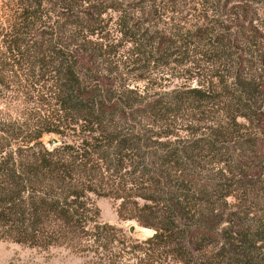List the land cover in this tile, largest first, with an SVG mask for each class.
I'll return each instance as SVG.
<instances>
[{
	"label": "trees",
	"instance_id": "obj_1",
	"mask_svg": "<svg viewBox=\"0 0 264 264\" xmlns=\"http://www.w3.org/2000/svg\"><path fill=\"white\" fill-rule=\"evenodd\" d=\"M222 1L249 22L243 43L260 77H243L242 50L214 28L157 36L126 14L116 25L125 59L148 66L200 49L209 67L228 65L219 91L205 78L188 93L198 105L226 97L229 126H250L237 155L221 152L225 128L181 146L119 130L111 118L126 111L100 76L118 68L102 17L120 12L118 0H0V240L65 247L82 264H264V23L255 25L257 0ZM45 135L58 145L45 147ZM95 197L120 200V220L153 235L101 223Z\"/></svg>",
	"mask_w": 264,
	"mask_h": 264
},
{
	"label": "rangeland",
	"instance_id": "obj_2",
	"mask_svg": "<svg viewBox=\"0 0 264 264\" xmlns=\"http://www.w3.org/2000/svg\"><path fill=\"white\" fill-rule=\"evenodd\" d=\"M118 1L122 3L120 12L107 11L102 16L105 19V25L109 22L107 26V32L110 34L109 40H114V43L119 41L118 54L114 57L118 68L112 66L113 71H111L108 65H104V71L100 76L102 81L110 79L113 82L112 91L109 94L106 92L105 97L107 96L108 99L112 96L113 101L116 102L119 99V109L126 111V116L122 113L111 118L116 121L119 119V130L126 133L134 127V131L140 134L149 131L162 133L163 136H167L164 141L179 143L181 146L201 137H216L219 129L225 128L229 135L223 139L225 145L221 152L227 151L237 155L240 151L238 144L252 132L250 126L248 124L243 128L229 126L232 118L227 116L229 101L226 97L198 105L192 101L193 97L188 93L195 88L204 90L205 87L199 85V79L205 78L212 81L213 91H219L220 76L228 83L231 82L233 72L227 70L228 65H219L224 63L222 61L214 62L215 67H221L220 72L217 71L218 68L209 67L212 63L207 62V58L200 52L202 51L200 49H196V52L191 51L186 59L176 54L160 62L152 61L148 66L146 62L138 61L140 58L137 56H129L125 59L123 56V51H126L123 48L125 44L120 41L119 26L116 23L121 14H126L128 22L142 31L147 30L150 34L154 33L157 36L165 34L170 37H174L172 35L175 34H185L187 31L193 32L203 26L214 28L216 33L223 32L230 39L233 47H239L240 51L242 50L240 53H243L245 57L244 62L247 68L243 77L252 75L260 77V71L255 69L254 65H250L248 59H251V50L246 43H243L246 40L242 38V33L249 22H244V18L232 9L234 3L225 6L222 0L220 2L217 0ZM253 7L256 10V15L253 16L256 19L255 25L261 26L264 23V0H257ZM209 43L205 41L199 46L207 49ZM179 45L180 43L176 44L177 47ZM108 87L109 83L103 88ZM259 101L264 107V98ZM154 104L158 105L161 110L164 107L170 110L163 115L156 110L151 111L149 108ZM105 119H110V117ZM239 121L243 123L242 119ZM53 139L59 141L58 136L45 135L42 142L45 147L51 149L54 147ZM120 203V200L109 197H95V204L100 210L99 221L122 228L134 239L144 240L152 236V230L140 227L135 221L120 220L118 216ZM131 226L136 228L134 235L129 234ZM0 264H82V260L65 247L41 249L0 240Z\"/></svg>",
	"mask_w": 264,
	"mask_h": 264
},
{
	"label": "water",
	"instance_id": "obj_3",
	"mask_svg": "<svg viewBox=\"0 0 264 264\" xmlns=\"http://www.w3.org/2000/svg\"><path fill=\"white\" fill-rule=\"evenodd\" d=\"M58 143H59V141H58L57 139H53L52 144H53L54 146H56ZM142 230H143V231H146L145 229H142ZM135 231H136L135 226H131V227L129 228V234H130V235H134V234H135Z\"/></svg>",
	"mask_w": 264,
	"mask_h": 264
}]
</instances>
